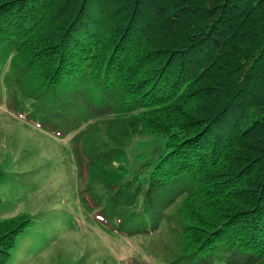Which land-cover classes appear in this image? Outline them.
Masks as SVG:
<instances>
[{
	"label": "trees",
	"instance_id": "16d2710c",
	"mask_svg": "<svg viewBox=\"0 0 264 264\" xmlns=\"http://www.w3.org/2000/svg\"><path fill=\"white\" fill-rule=\"evenodd\" d=\"M8 60L15 108L73 136L101 227L150 236L182 200L166 264H264V0H0ZM33 222L0 219V264Z\"/></svg>",
	"mask_w": 264,
	"mask_h": 264
},
{
	"label": "rangeland",
	"instance_id": "374dc122",
	"mask_svg": "<svg viewBox=\"0 0 264 264\" xmlns=\"http://www.w3.org/2000/svg\"><path fill=\"white\" fill-rule=\"evenodd\" d=\"M8 62L0 67V164L6 172L0 187V219L28 215L37 225L21 240L12 264H166L172 260L180 252L182 200L167 211L158 232L150 236L128 237L101 227L97 206L86 189L97 183L75 159L73 136L62 139L53 130H43L15 108L6 86ZM92 138L100 142L105 136L92 129L89 142ZM150 140L134 138L130 143L131 170L149 160Z\"/></svg>",
	"mask_w": 264,
	"mask_h": 264
}]
</instances>
